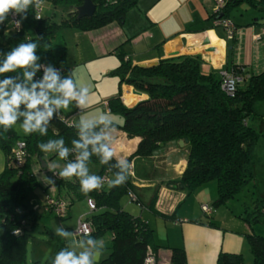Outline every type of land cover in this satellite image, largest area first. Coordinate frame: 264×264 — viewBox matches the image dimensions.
<instances>
[{"label":"trees","instance_id":"1","mask_svg":"<svg viewBox=\"0 0 264 264\" xmlns=\"http://www.w3.org/2000/svg\"><path fill=\"white\" fill-rule=\"evenodd\" d=\"M44 1L54 8L65 6L68 9L67 16L59 22L54 21L53 17L41 16L36 19L37 9L29 7L27 13L17 14L20 29L11 31L13 33L8 37L7 46L0 51L2 63L4 54L19 43L37 42V64L41 67L33 77L34 82L42 80L44 69L48 65L59 70L61 76L67 72L65 44L54 45L63 31L75 29L88 32L113 22L122 24L127 11L138 3V0H91L96 7L94 14L77 19L76 7L82 5L83 0ZM242 3L264 7V0H229L222 17L228 18L229 12ZM214 18L215 15L212 14L210 19ZM7 22H10L9 18L0 24V34L11 33L6 29ZM123 46L122 44L116 49L120 64L111 75L118 78L119 88L127 85L147 97L132 107H126L122 103L120 92L106 100L109 113L122 118L121 123L113 121L115 129L112 130L124 133L129 139H140L136 150L126 159L130 163H138L162 157L169 144L185 139L187 158L185 168L177 179L155 185L148 204L143 203L137 194L139 192L130 171L123 185L112 188L108 186V182L119 170L115 167L118 162L115 157L107 165H101L98 156L91 157L88 166L94 165L95 174L106 176V181L102 189L88 195L81 192L79 181L75 178L74 182H70L54 177L53 172L48 173L51 183L47 189L54 186L59 195L63 193L69 199L68 205L75 199H90L94 202L95 210L85 216L90 223L92 237L99 239L107 233L112 235L108 256L97 264H145L149 254L156 258L159 250L153 240V230L148 224L140 216H133L123 210L119 203L122 195H129L142 209L146 208L167 219L174 218L175 212L168 216L155 209L161 187L179 191L187 197L201 185L215 181L217 196L211 206L213 210L225 204L227 199L236 197L251 183L253 150L259 135L249 125L248 119L257 115L256 103L264 102V72L248 74L242 66H226L224 69L239 79L236 92L231 97L221 90V70L204 72L200 55L172 57L160 60L155 66L139 67L130 62ZM5 77H15L17 82H23V70L2 74L0 80ZM58 115L65 117L61 110ZM22 119L23 117L21 121ZM77 125L74 122L71 126L65 125L56 117L48 125L46 136L33 133L23 138L18 137L13 128L7 133L0 128V150L5 157V167L0 173V264H27L28 225L36 229L38 222L35 210L25 204V199L39 186L31 161L35 159L45 162V153L40 151L37 144L63 137L65 146L71 149L72 140L79 139ZM101 127L103 126L97 127L95 131H100ZM18 141L25 143L26 153L25 162L20 166L15 164L13 156V149ZM53 157L58 155L54 153ZM74 159L75 153L70 152L68 160ZM63 162L65 164L67 161ZM58 201L64 202L62 198ZM251 215L254 222L264 215V206L258 200L253 202ZM238 217L245 220L252 229L247 218L241 215ZM22 221L24 225H21ZM20 227L22 233L14 235L13 231ZM246 242L252 256L251 264H264V235L252 231L246 236ZM169 263L187 264L184 249L172 248ZM216 264L246 263L241 254L220 252Z\"/></svg>","mask_w":264,"mask_h":264},{"label":"crops","instance_id":"2","mask_svg":"<svg viewBox=\"0 0 264 264\" xmlns=\"http://www.w3.org/2000/svg\"><path fill=\"white\" fill-rule=\"evenodd\" d=\"M189 2H193L195 10L190 7V13L184 11L181 12V15H178L179 13L176 12L178 7L182 3L189 5ZM214 6L212 0H138L137 6L127 11L122 24L113 22L103 28L88 32L68 29L70 33H67V31L65 37L66 40L69 38L74 39L77 43L76 46H82L83 52L74 59V63L79 61L82 64L88 60L102 59L108 56L117 57L116 49L123 44L124 53L130 62L137 66L144 64L146 67H151L152 63H158L160 60L167 58L200 55L202 59L201 68L206 73L211 70L224 69L231 64L244 67L248 74L264 72V11H262L264 7L242 3L235 8L246 10L248 7H252L254 12L247 16H241L239 24H236L228 16L235 27L233 38H229L225 30L221 27H215L213 19H210L214 13ZM210 48L214 50L209 51ZM119 64L120 62L117 59L111 57L110 65L112 68H106L104 72L113 69L110 72L111 75ZM132 90L133 88L127 85L121 87L120 99L126 107H132L147 98L144 94L141 97L134 95ZM113 95L109 94L105 99L115 97V94ZM103 99L101 106H103V101H106ZM106 111L109 115V110L106 109ZM77 116L78 113H75L70 117L74 119ZM257 116H264V114ZM110 134L114 137L113 143L116 148L113 149L117 161L129 157L136 150L140 140L139 138L128 139L124 133L117 130H110ZM177 147L180 148L178 143L169 144L166 153L174 151L175 148L177 150ZM182 148L187 152V143ZM165 156L154 157L144 162H132L133 178L136 176L137 164H143L141 166H144L151 162L161 163ZM173 163L180 176L186 165L185 159L181 158ZM4 167L5 157L0 150V173ZM93 170L95 173L96 170ZM54 172L58 171L54 170ZM173 179L175 178L155 182H143L134 179L133 181L139 193L144 190L145 198L148 199L149 203L155 185ZM50 183L45 181L42 184L46 194ZM145 190L150 191L146 192ZM215 197L216 194H209V197H204L203 193H200L198 203L200 207L202 205L209 206L210 199ZM53 199L60 200L61 196L57 193V197ZM184 200L185 195L183 193L161 187L155 209L159 213L168 216L175 212V217L163 219L144 208L152 214L153 220L162 219L172 222L171 226L177 232L178 239L172 242L171 239L169 242L168 236L166 242H158L157 244L156 240L159 239L155 240L153 237L154 243L159 246V250L156 252L157 264H170L172 248L184 249L187 264H216L220 252L241 254L244 262L251 264L252 256L249 252L246 236L254 230L249 227L245 220L238 217L240 214H236L231 209H229V213L227 211L221 213L219 208L216 211L213 209L210 214H204L202 211L205 218L198 214L195 218L177 219V208ZM67 216H70L69 211ZM140 217L154 231L153 234H156L154 226H150L151 223L144 217V214H141ZM210 223H213V225ZM46 231L48 230L46 229ZM109 236L110 238L104 242L105 247L97 262L109 254L112 235ZM41 257V254L33 256L34 259L36 258L37 263Z\"/></svg>","mask_w":264,"mask_h":264},{"label":"rangeland","instance_id":"3","mask_svg":"<svg viewBox=\"0 0 264 264\" xmlns=\"http://www.w3.org/2000/svg\"><path fill=\"white\" fill-rule=\"evenodd\" d=\"M190 7L195 10L193 2H189V5L182 3L176 12L179 13L178 15H181V12L184 11L185 13H190ZM252 12H254V8L252 7H248L246 10L234 9L229 12V16L236 24H239V20L242 18L241 16H247ZM67 14L68 9L65 6H58L54 8L46 1H44V5L41 8V16L53 17V20L56 22H59L62 18L66 17ZM6 29L10 32L13 31L11 29V25H9L8 22L6 24ZM67 31L68 30L63 31L54 43V45L58 46L64 43L67 48L66 55L68 70L61 77L63 78L66 75H72L78 86H84L90 90V98L88 100L89 106L86 109L81 110L80 108L75 107V103H73V105H70L68 109L61 110L62 114L67 118L72 116V114L78 113V116L73 119V122L79 123L81 119L96 118L102 114H107V108L101 106L102 99L104 98L103 100H106L105 98H107V95L109 94H115V96L118 95L122 85L119 88L118 78L110 75V72L113 69H110L108 72L104 71L106 68L111 67V57L117 59V61H119V59L116 56H108L102 59L88 60L82 64L79 63V61L74 63V59L83 52V49L81 45H75L77 43L74 39L69 38L66 40L65 33ZM13 32L4 35L0 34V51L7 46L8 37ZM29 32L32 33L31 30ZM67 33H70V31ZM20 107L21 111H23L24 105H21ZM255 112L257 115L264 114V102L256 103ZM257 115L248 119L249 125L259 135L253 150V180L251 183L247 184L236 197L227 199L225 204L213 209L216 211L220 208L221 213H225V211L229 213V209H231L236 214H240L243 218H247L256 234L264 235V215L259 216L256 222H254L251 218L254 201L258 200V203L264 206V116ZM108 117L109 119L118 123H121L122 121L121 116L117 114H109ZM13 130L18 137L23 138L27 136V134H25L20 127V121H18L17 124L13 126ZM113 144L114 143L111 145L112 148H116V145L114 144L113 146ZM179 147L180 148L177 147V150L175 148L174 151H168V153L162 155V157L165 155L166 156L162 159L163 162L161 163L151 162L150 164L144 166H141L143 164H137L135 169L136 176H134L133 179L143 182H155L171 178L176 179L179 175L177 173L176 166L173 165V162L175 161L176 163L177 160L181 158H184L186 162L187 158V152H185L183 148L181 149L180 145ZM53 154L54 153H45V162H39L35 159L31 161L33 173L40 182V185L36 187L25 199V204L27 207L34 209L35 215L38 217L36 229H33L30 227V225H28L26 241L27 264H52V261L55 255L59 252L60 248L63 249L69 245L75 246L76 243L82 239V236L76 235L74 233L77 230V222L80 218H85L87 214L91 213L87 199H75L71 205H68L69 199L65 197L63 193H61L60 196L66 205H68L70 216H66L65 218L61 219L54 212H45L42 205L46 196L56 198L57 190L54 186H51L49 190H47L46 194L42 188V184L45 181L50 182L49 180L51 179L49 178L48 173L53 172L54 170L60 171V169L64 166V162L60 160L59 157H53ZM43 164L46 165L44 168L42 167ZM53 165H59V167L53 168ZM88 167L90 173L95 174L93 170H96L95 166L90 165ZM143 191L144 190H141V193L137 194L140 196V199L143 203H148V199L145 198L146 194ZM145 191L147 192L150 190ZM200 193H203L204 197H209V194H216L217 196V183L215 181L205 183L194 190L189 196L185 197V200L177 208V219H182L185 217L195 218L198 216V214H200L202 218H205L200 204L198 203L200 201ZM215 199L216 197L214 199H210L209 206H212V200L214 201ZM119 203L124 211L132 214L133 216H140L141 214H144V217L150 221V226H154L155 228L156 234H153V237L155 240L159 239L156 240L157 244L158 242H166L168 236L169 242L170 239L171 242L176 241L175 239H178L177 232L174 231L171 226L172 222L162 219L153 220L152 214L149 211L142 209L140 205L135 203L130 198L129 195H122ZM60 226H63L65 229L72 232L74 234L73 237L69 240H65L64 238L55 235V229ZM46 229L49 231V233L46 232ZM109 235L110 234L107 233L99 239H102L105 242L108 240V238H110ZM76 250L79 251L80 249L77 248ZM37 254H41L42 256L38 263L36 258H33V256Z\"/></svg>","mask_w":264,"mask_h":264},{"label":"clouds","instance_id":"4","mask_svg":"<svg viewBox=\"0 0 264 264\" xmlns=\"http://www.w3.org/2000/svg\"><path fill=\"white\" fill-rule=\"evenodd\" d=\"M43 5L44 0H0V24H3L9 15H22L27 13L29 7L41 9ZM40 18L36 16V19ZM16 23L19 27L20 22ZM38 46L35 41L19 43L4 54V60L0 63V75L21 69L24 78L23 82H17L15 77L0 80V128L4 133L20 121V127L25 134L38 133L40 136H46L48 125L58 117L59 110L68 109L73 102L74 106L81 110L89 106L90 90L78 86L72 75L62 78L60 71L52 65L45 67L42 80L33 81L41 67L37 64ZM21 105H24L23 111ZM100 126H103L100 131H95ZM77 128L79 139L72 140L71 149L65 146L63 137L49 139L46 143L39 142L37 147L43 153H55L60 160L67 161L56 174L60 179L70 182H74L75 178L79 181L81 192L88 195L104 187V177L90 173L88 163L93 155L99 157L101 165H107L113 159L115 153L111 145L114 137L110 130L115 129V126L108 114H102L96 118L81 119ZM70 152L75 153L74 160H68ZM131 166L127 159L119 160L115 165L119 170L108 182V186L112 188L123 185L128 179ZM56 167L59 165H53V168ZM55 235L69 240L74 234L60 226L55 229ZM104 247L102 239L94 238L90 233H83L82 239L75 246L69 245L61 249L52 264H97ZM77 248L80 250L77 251Z\"/></svg>","mask_w":264,"mask_h":264},{"label":"built area","instance_id":"5","mask_svg":"<svg viewBox=\"0 0 264 264\" xmlns=\"http://www.w3.org/2000/svg\"><path fill=\"white\" fill-rule=\"evenodd\" d=\"M109 1V0H105ZM214 3V15L215 18L213 19V25L215 27H221L225 30L227 37L232 38L234 35V24L232 21L226 17H222L223 10L225 9L227 3L229 0H212ZM41 9L36 10V16L41 17ZM219 15H222L219 17ZM35 16V17H36ZM9 23L11 25V29L13 31H19L21 23H19V27H17V21H19L17 14L9 15ZM20 22V21H19ZM220 76H221V90L226 94L231 97L234 96L236 92V83L239 81L238 77L234 76V74L230 73L226 69H220ZM75 103V102H73ZM103 106L107 108V101H103ZM59 119L68 126L73 125V119L72 117H60L58 115ZM13 156H14V161L17 166L22 165L25 162V143L23 141H18L15 144V147L13 149ZM130 173L132 174V166L129 169ZM58 172H54L52 175L54 177H57L58 175L56 174ZM104 177V181H106V176ZM88 205L90 208V211L95 210V204L92 200L88 199ZM45 212H54L57 214V216L61 219L65 218L68 214V205H66L65 202L58 201L56 199H53L51 197L46 196L43 205ZM201 210L205 214H210L212 212V207L208 205H202ZM21 225H24V222H21ZM18 230V232H17ZM22 233L21 227L17 228L13 231L14 235H20ZM76 235L83 236V233H91V226L89 221H87L85 218H80L77 222V230L74 232ZM145 264H156L155 258L149 254L147 257Z\"/></svg>","mask_w":264,"mask_h":264},{"label":"water","instance_id":"6","mask_svg":"<svg viewBox=\"0 0 264 264\" xmlns=\"http://www.w3.org/2000/svg\"><path fill=\"white\" fill-rule=\"evenodd\" d=\"M95 5L93 4V2L91 0H83V3L82 5L76 7V13H77V19H81V18H85V17H91L94 12H95ZM222 15H219V17H221ZM214 49L213 48H210L209 51H213ZM157 65V63H152L151 66H155ZM139 67H146V65L142 64V65H139ZM133 94L138 96V97H141L142 94L135 91L134 89L132 90ZM187 143V140H180L178 141V145H180L181 147ZM46 165L43 164L42 167L44 168ZM53 183H55V181L53 180Z\"/></svg>","mask_w":264,"mask_h":264},{"label":"bare ground","instance_id":"7","mask_svg":"<svg viewBox=\"0 0 264 264\" xmlns=\"http://www.w3.org/2000/svg\"><path fill=\"white\" fill-rule=\"evenodd\" d=\"M210 35H211V34H210ZM212 39H214V41H216L215 38L212 37Z\"/></svg>","mask_w":264,"mask_h":264}]
</instances>
